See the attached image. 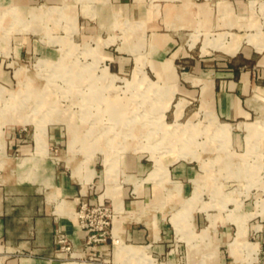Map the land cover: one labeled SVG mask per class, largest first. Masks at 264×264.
I'll list each match as a JSON object with an SVG mask.
<instances>
[{
    "label": "rangeland",
    "instance_id": "374dc122",
    "mask_svg": "<svg viewBox=\"0 0 264 264\" xmlns=\"http://www.w3.org/2000/svg\"><path fill=\"white\" fill-rule=\"evenodd\" d=\"M129 1H137L145 15L123 13L114 0H0V148L4 147L3 128H17L28 136L31 133L35 140L36 153L30 151V161L38 157L47 162L54 159L60 167L71 169L83 185L95 168L96 190L105 184L103 193L113 202V243L107 236L102 241L107 248L91 256L62 253V264H126L117 257L120 254L137 262L143 259L142 246L125 244L120 232H114L117 225L121 230L122 219L138 218L133 210H123L118 196L123 155L140 154L149 166L153 161L145 177L157 182L168 181L167 163L171 160L195 159L204 170L197 168L192 195L181 198L179 204L158 206L170 232L165 242L175 247L173 262L167 263L163 253L153 261L187 264L183 239L190 252L198 243L192 239L198 236L206 249V264H215L216 244L198 234L213 225L214 217L208 214V224L194 231L191 211L212 205L232 207L231 199L235 206L240 200L242 207L263 206L264 210V105L250 113L248 119L254 122L245 123V129L231 128L239 131L240 138L238 143L228 144L230 126L217 120L204 99L199 104L194 99L186 101L182 93L174 91L173 70L184 69L188 60L182 59L189 56L172 60L173 52L161 61L153 59L164 58L177 45L178 52L193 56L229 54L224 49L236 45V51L242 41L261 50L264 0L251 3H260L263 14L258 12L257 5L253 8L263 30H247L246 19L235 18L240 27L228 29L245 31L240 36L222 31L226 25L216 26L217 21L226 17H217V6L229 11L228 5L217 0H205L208 11L203 22L196 7L203 0ZM240 4L234 13H248V0ZM204 25L210 29L205 30ZM115 54L123 56L121 65L116 64L119 60H115ZM53 129L60 133V142L46 139ZM33 144L31 140L30 149ZM5 151L8 163L15 162L13 150L6 147ZM170 154L172 158L163 161ZM141 179L131 174L123 178L135 184ZM205 182L207 185L201 190ZM167 189V195L174 194L178 184L173 182ZM199 192L207 201H199L195 206ZM253 213L227 211V216L237 222V230L230 239L236 245L237 259L232 255L231 264H264V243L257 247L255 241L245 238L244 223ZM182 215L185 219L173 220ZM254 218L257 216L251 219ZM259 221L264 224V213ZM256 238L254 234L249 236L251 240ZM228 260L226 255L224 264Z\"/></svg>",
    "mask_w": 264,
    "mask_h": 264
},
{
    "label": "crops",
    "instance_id": "0c3cea01",
    "mask_svg": "<svg viewBox=\"0 0 264 264\" xmlns=\"http://www.w3.org/2000/svg\"><path fill=\"white\" fill-rule=\"evenodd\" d=\"M114 1L123 13H129L134 17L145 15L143 7L137 1ZM217 1L229 6V11L226 12L217 6V17L222 19L226 16L224 21L216 22V26L226 25V29H222V31L228 30L238 36L243 34L245 31L235 32L228 29L230 26L240 27L235 24V18L246 19L249 24L247 30L251 31L255 28L263 30L261 21L263 22L264 19L256 21V9L253 8L257 5L258 12L263 14L259 9L260 3H254L253 6L251 3L255 0H248V13L236 14L234 9L235 7L237 9L243 0ZM196 7L200 22L205 21L208 11L206 1H201ZM203 27L205 30L210 29L208 25ZM242 42L233 54L211 52L193 56L186 51L184 53L182 51L178 52L180 46L177 45L164 58L153 59L161 61L171 56L173 52L175 54L172 56V60L179 56H189L182 59L188 60V63L184 64V69L173 70L175 75L173 81L174 91L182 93L181 96L186 101L194 99L199 104L204 99L208 104V108L213 109L217 120L230 126L228 144L230 141L238 143L237 141L240 138L239 131H232L231 128L242 126L245 129V123L254 122V120L248 119L250 113L256 107L264 105V47L257 50L252 43ZM105 54L110 55L109 52ZM114 56L116 61L119 60V63L116 62V64L121 65L123 56L117 54ZM184 65H181V67H184ZM182 73L187 76H183ZM223 127L229 129L227 125H222ZM245 134L246 130L243 139H245ZM1 138L4 147L3 149L0 148V161L3 159L5 161L0 164V264H62L65 260H61L62 253L56 250L53 240L55 228L62 229L69 238L72 247L69 256L85 257L91 251L98 250L100 252L101 249L107 248V244L104 242L85 245V230L78 224L74 215L78 201L82 197L87 198L90 202L104 201L113 205L111 197L107 193H103L105 184L103 187L98 188L99 191L96 190L97 184L93 185V177L97 175L94 166L89 163L94 168V173L90 180L83 185L75 175L71 174V169L60 167L55 164L54 159L47 162L38 157V159L30 161L28 154L30 151L35 152L36 145L31 133L28 136L17 128L9 126L3 128ZM46 139L60 142V133L53 129L48 136L46 135ZM31 140L34 143L33 149H30L32 146L30 145ZM6 147L12 149L13 153L16 154L14 155L16 160L11 164L8 163L9 156L6 155ZM227 149L229 150V147ZM172 156L171 154L166 155L163 161H167ZM23 158L26 159L19 162ZM143 158L145 157L140 154L123 155L121 164L123 167L120 168L123 170L119 173L120 178L118 177L120 179L118 196L123 210H133L138 218L128 217L122 219L120 221V231L118 225L114 227V232L116 234L120 232L122 241L125 244L142 246L143 259L137 262L128 258L125 254L118 256L115 252L114 254L126 264H154L153 260H156L160 253L165 255L167 263L173 262L172 252L175 247L167 246L170 242H165V239H169L170 232L158 206L169 203L179 204L181 198L191 196L194 190L192 179L198 172L197 168L199 170L204 169L200 168L193 158L179 157L167 163L168 181L157 182L153 178L145 177L152 168L153 161L149 166L148 161ZM192 161L196 162V166ZM126 168L129 169L128 172L124 170ZM124 173L142 179L139 184L123 180L126 176ZM203 176L205 177V175ZM173 182L178 184V190H175L176 193L174 194L167 195V188ZM206 185L205 182L201 186V190ZM200 192L196 201H194L195 206L199 201H207V199L201 198ZM171 198L173 199L169 202L168 200ZM231 200L233 202L232 207L224 208L223 205H212L206 208H194L191 211L190 221L194 231H199L208 224V214L214 217L213 225L208 226L207 230L203 228L198 234L203 237V240L208 239L216 244L215 264H224L226 255L229 256V262L232 259L231 256L236 254V245L230 239L237 230V222L227 216L228 210L246 213L255 212L245 220V238L255 241L257 247L258 244L264 243V224L259 221L264 213L263 206L250 209L249 205L246 204L242 207L239 199L238 206H235L233 199ZM256 211L261 212L257 213ZM255 216L257 218L251 219ZM113 217L110 224L112 243ZM168 218H170L169 215ZM181 219H185L183 215L173 220L180 221ZM171 225L173 228L172 223ZM174 232H176L175 229ZM252 234L257 238L254 240L249 239ZM183 240L185 242L187 264H206L207 260L203 259L206 249L198 236L193 237L192 241L198 243L190 252L187 250L186 240ZM234 256L237 259L236 255Z\"/></svg>",
    "mask_w": 264,
    "mask_h": 264
},
{
    "label": "built area",
    "instance_id": "2783aa9c",
    "mask_svg": "<svg viewBox=\"0 0 264 264\" xmlns=\"http://www.w3.org/2000/svg\"><path fill=\"white\" fill-rule=\"evenodd\" d=\"M113 209L109 203L104 201L90 202L87 198H80L75 209V218L78 224L85 230L84 244H95L102 242L110 236V224ZM55 248L59 253H70L71 243L66 233L55 228L53 231ZM99 253L91 251L88 256Z\"/></svg>",
    "mask_w": 264,
    "mask_h": 264
},
{
    "label": "bare ground",
    "instance_id": "6f19581e",
    "mask_svg": "<svg viewBox=\"0 0 264 264\" xmlns=\"http://www.w3.org/2000/svg\"><path fill=\"white\" fill-rule=\"evenodd\" d=\"M235 49H236V45H233V46H230V47H228V48H225L224 50H225V52H227V53H229V54H233L234 53V51H235ZM167 67V66H166ZM41 89V88H40ZM100 99V98H99ZM41 125V124H40ZM42 126V125H41ZM42 129V128H41ZM42 132V131H41ZM36 134V133H35ZM38 142H41V138H39V136H38ZM198 180V179H197ZM195 186H197L196 184H195ZM195 190V189H194ZM72 253H74V252H72Z\"/></svg>",
    "mask_w": 264,
    "mask_h": 264
}]
</instances>
